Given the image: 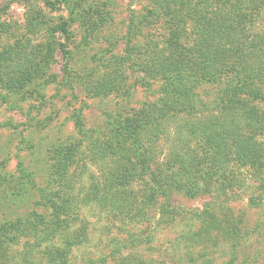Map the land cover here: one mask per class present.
Instances as JSON below:
<instances>
[{"label": "rangeland", "instance_id": "1", "mask_svg": "<svg viewBox=\"0 0 264 264\" xmlns=\"http://www.w3.org/2000/svg\"><path fill=\"white\" fill-rule=\"evenodd\" d=\"M239 22L244 30L232 31ZM209 25L219 27L211 32L216 41L243 38L261 45L264 0H0V79L3 60L11 67L18 55L43 61L23 90L0 82V264H264V166L245 168L232 161L233 172L218 171L224 179L213 188L193 199L175 194L168 216L155 210L161 199L144 219L83 202L102 173L101 163L91 161L96 141L111 145L119 157L129 151L130 142L121 145L109 138L108 118L135 117L164 87L142 73L143 66L121 73L123 84L108 97L91 94L92 83L120 74L115 59L125 57L127 47L191 49L199 41L195 34L209 32ZM246 57L245 66H253L245 76L250 91L264 97V71ZM194 59L199 79L206 61L197 53ZM142 79L152 91L142 87ZM199 84L194 94L204 101L224 88ZM254 105L264 114V102ZM252 136L263 149L264 130L256 129ZM168 139L167 145L159 144V153L153 149L146 155L150 171L169 169L174 140ZM257 169L261 173H254ZM68 186L81 207L72 230L83 224L89 233L79 250L58 257L66 235L51 233L64 219L57 220L50 202ZM128 186L145 191L138 183ZM203 221L214 223L203 227ZM201 230L204 235L198 237Z\"/></svg>", "mask_w": 264, "mask_h": 264}, {"label": "trees", "instance_id": "2", "mask_svg": "<svg viewBox=\"0 0 264 264\" xmlns=\"http://www.w3.org/2000/svg\"><path fill=\"white\" fill-rule=\"evenodd\" d=\"M228 21L229 24L233 23L232 18ZM208 28L209 36L206 30L195 34L199 41L191 49L173 45L165 50L127 47L126 56L115 59L114 64L120 74L115 72L111 77L92 83L88 89L91 94L108 97L107 94L123 84L121 73L134 66H143L142 73H147L154 81L163 82L164 87L158 99L145 104L135 117L114 122L108 118L106 130L109 138L121 145L130 142L129 151H126V156L119 157L120 153H115L111 145L103 146L102 142L96 141L92 147L91 161L101 163L102 173L100 181H93L91 191L83 194L85 207H95L101 211L107 208L114 215L133 214L136 219H144L147 211L153 210L155 201L161 199L159 209L155 210L168 216V208H171L175 194L193 199L206 188H213L217 180L220 183L224 179V174L218 175V171L233 172L230 168L232 161L240 162L245 168L257 166L261 169L264 166V148L261 149L252 136V131L264 130V114L254 105V102H264V97L254 95L250 91L248 77L245 78L253 70L252 65L245 66V60H248L246 56L261 67L260 71H264V36L259 37L261 45L249 44L243 38L234 42L226 39L216 41L211 32L219 27L209 25ZM231 30L242 32L243 23L233 25ZM62 31L67 32L65 26ZM227 43L230 47H227ZM196 53L204 56L206 61L201 63L202 74L199 79L196 69L198 63L193 61ZM20 56L15 58L12 67L3 60L5 70L0 79L3 86L23 90L32 81L35 72L40 73L42 60L37 58L31 61L30 58L28 61ZM8 59L10 61L11 56ZM227 76H232V80L224 81ZM89 81L93 82L94 79ZM202 82L223 84L224 88L211 101H204L202 96L194 94V89ZM141 85L152 91L153 86L144 80ZM79 128L82 130V127ZM168 136L174 140L169 148V169L161 173L150 171L146 155L153 153L150 152L153 149L159 153L162 150L159 144L164 141L163 146L167 145ZM157 145L158 148H155ZM132 155L134 161L128 160V156ZM260 169L254 173H259ZM67 180H70L69 177ZM131 183L142 186L144 193L136 192L133 187L127 190ZM66 188V191L52 195L50 202L57 220L61 222L64 219L62 227L57 226L51 233L52 237L58 232L66 235L65 250L58 257H67L74 250H79L88 240L89 233L88 227L83 224L72 230L73 224L78 223L81 207L70 193V186ZM204 222H200L203 227L214 223ZM220 229L215 227V231ZM202 230L196 234L198 237L204 235ZM64 263L70 264L69 261Z\"/></svg>", "mask_w": 264, "mask_h": 264}]
</instances>
